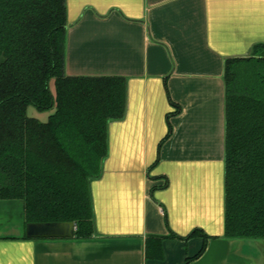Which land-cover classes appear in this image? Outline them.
<instances>
[{"label": "crops", "instance_id": "0c3cea01", "mask_svg": "<svg viewBox=\"0 0 264 264\" xmlns=\"http://www.w3.org/2000/svg\"><path fill=\"white\" fill-rule=\"evenodd\" d=\"M256 45L264 0H66L64 73L123 78L124 113L89 181L92 236L26 238L22 201L0 200V264H264V239L224 237V62Z\"/></svg>", "mask_w": 264, "mask_h": 264}, {"label": "trees", "instance_id": "16d2710c", "mask_svg": "<svg viewBox=\"0 0 264 264\" xmlns=\"http://www.w3.org/2000/svg\"><path fill=\"white\" fill-rule=\"evenodd\" d=\"M65 42L66 0H0V200L22 201L25 223L73 221L74 237L87 239L89 181L101 171L108 123L123 116L125 84L66 75ZM223 79L224 237L264 239V45L226 58ZM29 105L54 109L41 121ZM195 236L198 257L209 236ZM162 239L147 236L148 258L159 257Z\"/></svg>", "mask_w": 264, "mask_h": 264}, {"label": "water", "instance_id": "95a60500", "mask_svg": "<svg viewBox=\"0 0 264 264\" xmlns=\"http://www.w3.org/2000/svg\"><path fill=\"white\" fill-rule=\"evenodd\" d=\"M74 232L73 221L26 222L24 228L27 238H71Z\"/></svg>", "mask_w": 264, "mask_h": 264}, {"label": "rangeland", "instance_id": "374dc122", "mask_svg": "<svg viewBox=\"0 0 264 264\" xmlns=\"http://www.w3.org/2000/svg\"><path fill=\"white\" fill-rule=\"evenodd\" d=\"M53 109L54 108L44 110V111H40V110L36 109L34 106L29 105L27 107V114L29 116L36 117L41 121H45L47 119L48 115L53 112Z\"/></svg>", "mask_w": 264, "mask_h": 264}]
</instances>
